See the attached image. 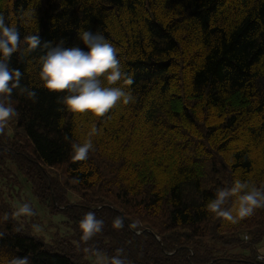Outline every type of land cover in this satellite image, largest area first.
Segmentation results:
<instances>
[{"label":"trees","instance_id":"16d2710c","mask_svg":"<svg viewBox=\"0 0 264 264\" xmlns=\"http://www.w3.org/2000/svg\"><path fill=\"white\" fill-rule=\"evenodd\" d=\"M0 16L20 31L8 63L22 73L2 98L17 115L0 131V264H90L97 254L106 264L117 255L125 264H264V207L237 224L206 208L235 179L264 188V0H0ZM82 29L103 34L134 81L121 86L135 101L103 117L67 112L63 94L38 80L43 45L84 47ZM34 34L41 45L26 50ZM89 138V158L74 161L73 145ZM19 174L48 213L67 218L70 237L47 243L32 232ZM68 190L82 200L69 203ZM90 211L103 226L84 241L79 222Z\"/></svg>","mask_w":264,"mask_h":264},{"label":"clouds","instance_id":"9594fccd","mask_svg":"<svg viewBox=\"0 0 264 264\" xmlns=\"http://www.w3.org/2000/svg\"><path fill=\"white\" fill-rule=\"evenodd\" d=\"M79 39L84 47H65L63 40L55 46L43 45L47 50L39 60L37 75L40 86L50 94H63L61 102L64 110L75 115L103 117L118 104L133 103L135 97L121 86V82L131 85L134 82L133 77L122 67L115 47L103 34L92 30H80ZM20 41L21 34L17 26L7 23L0 16V131L17 115L16 109L11 104H5L2 98L10 97L13 90L20 87L22 73L18 69H11L8 63L9 58L21 47ZM40 45L38 34L26 38V50H35ZM23 90L29 98L35 100V91ZM96 131L94 128L93 132ZM92 148L91 138L73 145L72 159L86 161ZM262 207L264 188L240 179H235L231 187L218 190L215 198L206 205L210 214L231 224H237L252 216L256 209ZM32 211L28 204H23L19 206L17 214L32 215ZM114 223L116 227L122 226L121 219ZM102 226L103 221L98 220L94 212H88L79 222L82 240H90L101 231ZM12 264H29V258H15ZM96 264H104L99 254ZM111 264H125V261L117 255L111 257Z\"/></svg>","mask_w":264,"mask_h":264},{"label":"rangeland","instance_id":"374dc122","mask_svg":"<svg viewBox=\"0 0 264 264\" xmlns=\"http://www.w3.org/2000/svg\"><path fill=\"white\" fill-rule=\"evenodd\" d=\"M54 172H55L54 174L55 176H62L63 174V172L58 169H54ZM19 177L23 181V184L21 183L22 184L21 191L26 194V197L24 199L32 204V207L35 210V214H36L34 218L27 219L28 225H31L33 228L32 232L36 236L45 240L47 243L53 242L54 239L70 237L72 233L70 228L66 224V222L68 221L67 218L60 213L54 215L50 214V212L48 213V211L33 198L30 191V187L27 184V182L24 180V177L20 174ZM2 183L3 182L0 181V185ZM0 190H2V188H0ZM67 200L69 203L71 202L72 204H74L80 202L82 198L78 193L74 192L73 190H68ZM12 205L15 211L16 210L18 211L19 205H17L16 203H13ZM27 216L29 218L30 215ZM246 235L248 234L243 235V240L245 243H250L251 237L248 235L249 240H246L245 239ZM256 248L259 254H264V243H261L260 245L256 246ZM235 252H239V249H236ZM100 256L102 257L104 264L109 262L108 257H106L105 255H100ZM259 256L260 255H258V257ZM96 257L97 255L90 256L89 258H87V261L90 264H96Z\"/></svg>","mask_w":264,"mask_h":264},{"label":"built area","instance_id":"2783aa9c","mask_svg":"<svg viewBox=\"0 0 264 264\" xmlns=\"http://www.w3.org/2000/svg\"><path fill=\"white\" fill-rule=\"evenodd\" d=\"M245 239L246 240H249V236L246 235ZM262 257H264V256L263 255H260L258 258H259V260L264 261V259H262Z\"/></svg>","mask_w":264,"mask_h":264},{"label":"crops","instance_id":"0c3cea01","mask_svg":"<svg viewBox=\"0 0 264 264\" xmlns=\"http://www.w3.org/2000/svg\"><path fill=\"white\" fill-rule=\"evenodd\" d=\"M264 243V242H263ZM262 255H264V254H262Z\"/></svg>","mask_w":264,"mask_h":264}]
</instances>
